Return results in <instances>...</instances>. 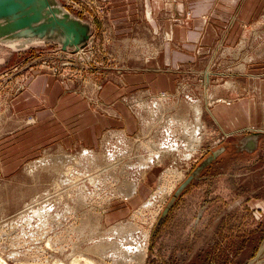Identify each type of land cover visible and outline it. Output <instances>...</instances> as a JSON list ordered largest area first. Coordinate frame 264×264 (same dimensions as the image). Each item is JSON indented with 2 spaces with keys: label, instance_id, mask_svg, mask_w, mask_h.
Here are the masks:
<instances>
[{
  "label": "rangeland",
  "instance_id": "374dc122",
  "mask_svg": "<svg viewBox=\"0 0 264 264\" xmlns=\"http://www.w3.org/2000/svg\"><path fill=\"white\" fill-rule=\"evenodd\" d=\"M27 1L21 3L37 16V25L53 21L58 31L26 46H13L0 32V264H74L76 259L80 264H90L89 259L91 264H264V133L252 136V143V131L228 128L213 113L219 104L257 94L249 79H264V0L239 20L240 27L229 29L228 40L223 26L211 45L197 41L195 59L175 66L176 94L154 91L146 94L148 100L143 99V71L168 67L161 61V41L170 36L149 19L147 0L137 1L134 24L121 27H113V16L117 20L122 13L111 16L107 0ZM3 19L14 17L0 16V26ZM173 19L181 22L184 16ZM126 39L139 52L134 60L118 58V50L128 48ZM122 68L136 69L139 77L119 79ZM48 74L71 81L68 93H81L100 109L102 91L112 82L125 83L129 90L119 99L142 117L138 131L127 134L110 122L101 126L105 130L96 145L93 120L84 136L78 118L52 124L54 104L30 96L21 100L33 92L37 77ZM138 101L143 106L135 110ZM258 111L261 115L263 109ZM162 119L165 125L171 120L186 141L174 139L178 144L171 146L169 129L156 124ZM153 120L152 134L147 123ZM111 133L127 143L138 140L133 145L140 165L136 176L123 169L124 163L118 168L108 161ZM192 138H197L195 150ZM87 148L95 153L78 155ZM148 160L154 162L142 168ZM98 167L105 168L101 176L108 190L100 183L90 196ZM140 184L149 192L141 204L135 202ZM145 243L144 256L132 252L134 244L143 249Z\"/></svg>",
  "mask_w": 264,
  "mask_h": 264
},
{
  "label": "crops",
  "instance_id": "0c3cea01",
  "mask_svg": "<svg viewBox=\"0 0 264 264\" xmlns=\"http://www.w3.org/2000/svg\"><path fill=\"white\" fill-rule=\"evenodd\" d=\"M107 1L111 2V16L116 14L119 17V13H122V17L117 20L113 16V27L116 25L121 27L134 24L136 20L131 22V19L135 18V6L139 0ZM256 3L257 0H147V15L151 17L149 19L153 21L156 28H165L170 37L164 42L161 41L164 47V50L161 52L163 54L161 61L168 62V67L163 68L162 65L160 68L143 71V82L146 83V86H143V90H146L145 92L143 91V99L148 100V98H151L148 95L154 93V91L171 90L172 92H164L168 94L174 93L173 90L176 87L175 84L179 76L175 66H178L181 61L188 62L195 59V53L192 50L197 41L205 45H211L219 37L218 29L223 26L227 29L226 38L228 40L229 29L236 27V24L240 27L239 20L245 18L249 12L253 13L254 8L257 10V7H255ZM186 9L191 11V14L187 17L183 14ZM177 15L184 16V21L176 22L173 16ZM205 16L206 18L208 17L206 20L204 19ZM153 17L156 18L153 19ZM125 43H127L128 48L126 52H121L119 49L117 52L118 58L120 59L121 56L126 55V60H134L138 57L139 52L134 47H130L132 45L131 39H126ZM157 61H159L158 57ZM122 70L123 68L118 72L120 75L119 79L125 75L128 81L132 82L139 77L135 74L136 69ZM151 73H154V75H151ZM206 73V84H208V75L211 78L212 71L209 69ZM165 83L168 84L165 85ZM72 84L71 81L62 82L56 80L54 75H41L31 85L33 92L27 91L21 100L27 99L30 96L36 102L41 103L44 100L49 106L54 104L53 116L51 118L52 124H56L57 119L60 123H65L67 119L69 121L75 118L80 119L83 127L79 131L82 132V136H84V133L88 129V120H93L91 121L94 125L92 126L93 141H96V136L101 133L100 137L103 136L105 128L102 131L101 126L110 122L120 125H117V129L125 131L127 134H132L138 129L141 118L137 116V113L130 106L128 107L126 103L119 99L120 94L129 90L125 88V83L112 82L102 91L103 101L100 103L102 104V110L93 106L91 98H86L77 92L72 93L69 91L68 93L67 88ZM249 84L254 87L256 86L257 94L247 95L232 103L219 104L213 113L228 128L231 126H242V128L245 127L252 131L249 137L253 143L252 139L254 138L252 136L264 133V103L261 102L264 100V79H249ZM46 91L49 92V95H44ZM137 104L135 103V106ZM259 109H263L261 115L260 111H258ZM143 127L145 129L144 123ZM152 130L148 132L153 134ZM152 134L148 136L153 137ZM86 144L91 146L97 145V141L95 144ZM148 195L149 192L144 188V185L140 184L137 194H135L137 198L135 202L141 204Z\"/></svg>",
  "mask_w": 264,
  "mask_h": 264
},
{
  "label": "bare ground",
  "instance_id": "6f19581e",
  "mask_svg": "<svg viewBox=\"0 0 264 264\" xmlns=\"http://www.w3.org/2000/svg\"><path fill=\"white\" fill-rule=\"evenodd\" d=\"M31 1L32 0H29L27 2H31ZM5 13H6V15L8 13H11L13 15L14 19L12 21H8V22H6V20L3 19L2 20L3 23H1V26H0V32L5 34V36L7 35L6 40L9 41V43H11L13 46H21V45L26 46L31 42H36V41H39L41 39L48 37L49 34H52V36H53V35H55L56 31H58V27H57L56 23L53 21H48L42 25H37L36 24L37 16L35 14H32L31 10H28L27 7L21 3V0H0V16H3ZM4 22H6V23H4ZM27 26H29V27H27ZM165 94H168V93H165V92L160 93V95H162V96H164ZM170 94H173V93H170ZM174 94H176V93H174ZM192 101H195V100H192ZM161 114H163L162 111H161ZM160 118L161 117H158L156 119H160ZM168 118H171V117H168ZM156 121H157L156 124H159V126H160L161 120L159 122H158V120H156ZM164 121H165V119H162V125L163 126L165 125V124H163ZM170 121L171 120H169V123H170ZM152 124H155V120L147 123V127H148L147 129L151 128L149 131H151L153 128ZM160 129H162V128H160ZM168 129H169V131H167V132H170V133H168V135H170L171 134L170 126ZM156 133L162 134V132H159L158 129H157ZM191 141H193V145H194L193 149L195 150V148H196L195 146L197 144L196 143L194 144V142L197 141V138H194V139L192 138ZM174 144L176 145V144H178V142L170 143L171 146ZM165 147L168 148L167 146H165ZM163 149L164 148H162V150ZM89 156H92V155H89ZM150 161H152V160H150ZM149 201L150 200L145 201L144 204L148 205ZM45 213H46V211H45ZM42 214H44V213H41V215ZM146 244L147 243L144 244L143 249H142L143 245L139 244L136 246L134 244L132 252H138V255L144 256L145 251H146V248H145ZM86 259H88V258H86ZM89 260H87L86 262L91 264L92 262H89ZM80 262H81L80 259H76L74 264H80ZM20 264H24V263H20Z\"/></svg>",
  "mask_w": 264,
  "mask_h": 264
},
{
  "label": "built area",
  "instance_id": "2783aa9c",
  "mask_svg": "<svg viewBox=\"0 0 264 264\" xmlns=\"http://www.w3.org/2000/svg\"><path fill=\"white\" fill-rule=\"evenodd\" d=\"M139 103H141V104H139ZM139 106H143V102L138 101V104L135 107H133V108L135 110H139ZM140 118H142V117H140ZM161 123H162V120H161ZM169 126H170V130L172 131L171 134H170V137L171 138L169 139V142H172V141L174 142V139H178V140L182 139V140L186 141V138L181 137V134L178 133L175 130L174 124H171L170 125L169 121H168V123L166 125H164V129L169 128ZM119 136H120L119 133H111L110 136H107V138H111V140H109L108 143H107V145H106V149H105L106 153L105 154H106L107 158L109 159L108 161L112 165L117 166L118 168H123L121 165H123V163H124L125 166H126V168H123V169L127 170L128 173L130 171H132L134 173V176H136L137 175V172L139 170V166L140 165L138 164L139 161L136 159V157L138 155L134 151L133 145H137L138 144V140L131 144V143H127L124 138L119 137ZM144 138L145 137L143 135V139ZM183 147L185 149H187V152H189V154H191V152L193 151V150H189L188 145L183 146ZM93 153H94L93 150H90V149L87 148V149H83V151L81 153H79L78 155H81V156L82 155H86V154L91 155ZM128 159H133V161H135V163H133L131 160H128ZM153 162L154 161L148 160L147 164H143L142 168L143 167L148 168L149 165L151 163H153ZM104 171H105V168H103V167H98L97 168L96 174L92 177V179H93V181L95 183L96 190L95 191H90L89 192L90 193V196H93L96 193V191L100 188V185H99L100 183H103L104 184V187H105L106 191L108 190L107 189V186L105 184V179L101 176V174ZM131 180L132 181H136L135 178H132ZM82 182L84 184L85 180L82 181ZM113 186L115 188H118V186H119L118 181L116 179H114V181H113ZM112 197H114V195H112V196H106L103 201L104 202L109 201L110 198H112ZM99 198H102V196H100ZM55 261H53V263H55Z\"/></svg>",
  "mask_w": 264,
  "mask_h": 264
},
{
  "label": "water",
  "instance_id": "95a60500",
  "mask_svg": "<svg viewBox=\"0 0 264 264\" xmlns=\"http://www.w3.org/2000/svg\"><path fill=\"white\" fill-rule=\"evenodd\" d=\"M252 141H254V140H252ZM217 154H218V152H215L214 154H212V155H210L198 168H197V170L193 173V175H191L187 180H186V182L185 183H183V185H182V187H184L185 185H187V184H189L190 182H191V180L194 178V176H195V174H197L203 167H205L207 164H209L211 161H212V159L214 158V157H216L217 156Z\"/></svg>",
  "mask_w": 264,
  "mask_h": 264
},
{
  "label": "flooded vegetation",
  "instance_id": "af4514ba",
  "mask_svg": "<svg viewBox=\"0 0 264 264\" xmlns=\"http://www.w3.org/2000/svg\"><path fill=\"white\" fill-rule=\"evenodd\" d=\"M207 74V73H206ZM210 82V76L208 75V83Z\"/></svg>",
  "mask_w": 264,
  "mask_h": 264
}]
</instances>
